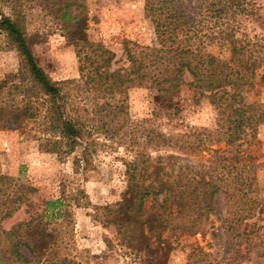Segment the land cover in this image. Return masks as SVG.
<instances>
[{
    "label": "rangeland",
    "instance_id": "1",
    "mask_svg": "<svg viewBox=\"0 0 264 264\" xmlns=\"http://www.w3.org/2000/svg\"><path fill=\"white\" fill-rule=\"evenodd\" d=\"M63 1L0 0V17L4 14L16 19L37 64L52 81L81 75L77 37L100 42L114 51L118 65L124 61L126 40L138 45L156 43L153 25L143 11L144 0H77L84 5V26L60 18ZM255 1L264 11V0ZM245 29L250 36L260 35L264 19L261 26L248 23ZM206 49L219 57L229 55L227 49L214 43ZM262 73L258 69L251 79L248 102L263 100ZM125 93L129 121L114 138L87 128L69 153L45 150L39 137L51 132H47L44 118L48 97L0 30V212L18 203L9 201L13 193L25 196V204L1 218L0 224L8 228L26 220L41 212L43 200L59 197L65 216L47 217L46 227L60 244L54 248L67 255L70 264H264L260 233L242 236L244 223L237 232L225 225L228 196L234 198L239 185L238 170L253 176L257 194L264 197V122L257 125L250 141L236 139L229 144L219 139L230 125L224 119L226 112L206 98L193 99L187 85L175 92L178 109H162L157 117L152 114L160 109L154 88L133 86ZM35 106L39 112L32 116ZM147 131L159 137L170 135L175 145L147 143ZM176 140L186 142L180 147L181 141ZM141 149L152 158L143 164L147 173L154 170L160 155L172 164L167 163L168 172L171 168L173 173L189 172L188 191L194 186L196 191L190 194L193 199L188 207L193 210L191 218L201 219L198 232L173 228L157 238L145 222L120 225L121 208L119 213L117 209L130 196L126 193L129 180L125 164ZM201 176L204 181L216 178L218 187L210 206L199 209V201L209 199L207 185L198 183ZM157 204L159 201L147 196L143 208ZM188 207L181 209L177 202L170 207L174 222L180 221ZM199 211L203 214H197ZM260 222L258 219L257 224ZM21 250L26 253L24 247Z\"/></svg>",
    "mask_w": 264,
    "mask_h": 264
},
{
    "label": "trees",
    "instance_id": "2",
    "mask_svg": "<svg viewBox=\"0 0 264 264\" xmlns=\"http://www.w3.org/2000/svg\"><path fill=\"white\" fill-rule=\"evenodd\" d=\"M143 11L153 25L155 44L138 45L126 40L122 49L125 62L118 65L114 51L100 42L77 37L81 75L59 81H52L37 64L16 19L1 15L0 30L22 56L32 80L48 97L44 118L47 132H51L39 137L45 150L69 153L87 128L93 132L109 133L113 138L121 133L129 121L125 92L133 86L155 89L160 109L152 114L157 117L162 109L168 112L178 109L175 92L187 85L193 92V99L206 98L222 113L226 112L224 119L230 125L225 136L219 139L231 144L236 139L250 141L254 138L257 125L264 122V96L263 100L253 102H248L246 96L258 69L263 71L261 77L264 78V31L250 36L245 28L248 23L263 24L261 5L255 0H144ZM83 14L82 2L63 1L60 18L65 22L84 26ZM212 43L227 49L229 55H214L206 49ZM38 112L39 107L35 106L31 115ZM145 139L159 147L175 145L170 135L160 134L159 137L157 133L147 131ZM185 142L181 141L180 147ZM150 159L149 152L141 149L125 164L129 180L126 193L130 196L125 197L117 209L119 213L121 208L120 225L145 222L148 231L157 238L164 230L173 228L198 232L201 219L191 218L193 210L188 207L193 199L190 194L196 191L195 186L188 191L189 172L179 170L173 173L172 168L168 172L165 168L169 162L160 155L154 162V170L147 173L143 164ZM238 171L236 196L232 198L230 194L227 200L226 229L237 232L244 223V227L250 229L245 232L243 228L242 236L259 232L264 246V197L257 194L253 176ZM200 179L199 184L207 185L209 199L202 198L198 208L201 209L202 205L208 208L217 191V179L204 181L203 176ZM0 191H3L1 187ZM147 196L159 204L155 208H143ZM8 198L13 204L18 203L5 207L6 210L0 212V219L10 216L25 204L22 193H13ZM176 202L181 209L188 207V211L182 214L180 221L174 222L170 207ZM26 204L31 206L29 201ZM61 204L59 197L43 200L40 213L30 214L28 219L8 228L0 224V264H70L67 255L54 248L60 244L52 230L46 227L48 218L65 216ZM197 214L202 215L203 211ZM258 219L261 220L259 224ZM262 256L264 259V248Z\"/></svg>",
    "mask_w": 264,
    "mask_h": 264
}]
</instances>
